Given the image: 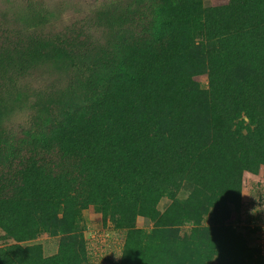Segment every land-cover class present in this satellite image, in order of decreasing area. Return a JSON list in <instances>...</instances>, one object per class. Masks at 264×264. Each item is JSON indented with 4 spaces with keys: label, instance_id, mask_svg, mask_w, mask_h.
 <instances>
[{
    "label": "rangeland",
    "instance_id": "1",
    "mask_svg": "<svg viewBox=\"0 0 264 264\" xmlns=\"http://www.w3.org/2000/svg\"><path fill=\"white\" fill-rule=\"evenodd\" d=\"M0 264H264V0H0Z\"/></svg>",
    "mask_w": 264,
    "mask_h": 264
},
{
    "label": "trees",
    "instance_id": "2",
    "mask_svg": "<svg viewBox=\"0 0 264 264\" xmlns=\"http://www.w3.org/2000/svg\"><path fill=\"white\" fill-rule=\"evenodd\" d=\"M165 42H168V38L166 37V41ZM128 48H129V45L128 46H126L125 48H122V50L123 51H126V50H128ZM151 50H154V52H156V51H159V53H158V55H163V56H165V57H167L166 59H165V61H166V65L169 67V65H170V58H171V60H173V56L170 54V52H168V51H166V50H168V48H165L164 46H153L152 48H150ZM145 51H147L146 49H143V50H141L139 53H143V52H145ZM154 54H156V53H154ZM155 65V66H154ZM151 66H154V72H155V74L159 77V78H161L163 81H165L166 80V78H165V75H164V72H163V69L160 67V66H156V64H152ZM127 71H126V78L128 79V81L130 82L129 83V85L131 86V87H134L135 88V82H137V80L139 79V78H141L142 77V74H146V71L145 70H141V69H130V67L129 68H127L126 69ZM97 102L95 101V104H96ZM96 107V108H95ZM90 109L92 110V111H94V110H102L103 109V104H101V103H99V104H97L96 106H94V101L92 102V106L90 107ZM105 117L107 118V116L105 115ZM106 120H109V119H106ZM105 120V121H106ZM105 121H103L104 123H105ZM67 125V126H66ZM66 125H59V126H55L54 128L53 127H51L50 128V130H49V134H50V136L52 137V138H57L56 137V135H57V132H59V130H62V129H67L68 128V126H69V124H66ZM66 127V128H65ZM103 128L104 127H100L99 128V135L98 136H100V133L102 132V130H103ZM87 135L89 134V132H85ZM59 136V135H58ZM86 136V135H85ZM88 139L89 138H95L94 136H86Z\"/></svg>",
    "mask_w": 264,
    "mask_h": 264
}]
</instances>
